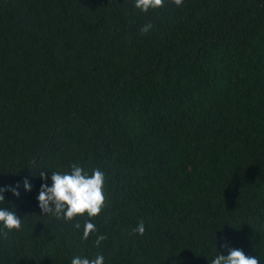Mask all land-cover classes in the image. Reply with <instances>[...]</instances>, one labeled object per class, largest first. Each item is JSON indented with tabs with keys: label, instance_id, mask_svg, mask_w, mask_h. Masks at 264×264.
Listing matches in <instances>:
<instances>
[{
	"label": "trees",
	"instance_id": "trees-1",
	"mask_svg": "<svg viewBox=\"0 0 264 264\" xmlns=\"http://www.w3.org/2000/svg\"><path fill=\"white\" fill-rule=\"evenodd\" d=\"M134 5L0 0V188L19 192L0 208L22 222L0 223V264H264V0ZM72 164L104 173V207L42 215Z\"/></svg>",
	"mask_w": 264,
	"mask_h": 264
},
{
	"label": "clouds",
	"instance_id": "clouds-1",
	"mask_svg": "<svg viewBox=\"0 0 264 264\" xmlns=\"http://www.w3.org/2000/svg\"><path fill=\"white\" fill-rule=\"evenodd\" d=\"M171 2L176 6H180L183 0H171ZM134 6L142 12H147L149 9L163 7L164 0H135ZM152 27L151 23L145 24L140 29L141 34L149 32ZM70 167V173L52 172L50 177L51 186L46 183L41 184L37 200L42 215L51 214L57 219L63 217L66 221H71L85 213L89 217L97 216L105 204L104 173L96 168L89 175L76 164H72ZM39 175L42 181L47 179L44 172H40ZM24 188L26 191L31 190V185L27 180L24 181ZM6 190L12 191L16 196L19 195V192L14 188H0V203L4 201L2 193ZM0 223L8 230H19L22 227L21 218L15 215L13 211L3 208H0ZM75 227L79 229L81 225L76 223ZM94 231H96V226L91 222H85L82 239L87 240ZM132 232L144 235V221L141 220L137 227L132 229ZM4 235H7V233H4ZM106 239V235H98L95 245L99 246ZM103 261L104 257L101 255H97L94 259L78 256L72 259L71 264H103ZM211 264H259V260L256 256H246L240 249H229L227 255L218 254Z\"/></svg>",
	"mask_w": 264,
	"mask_h": 264
}]
</instances>
